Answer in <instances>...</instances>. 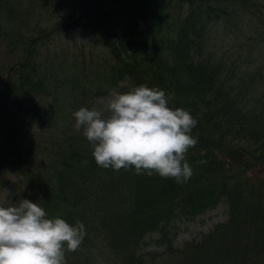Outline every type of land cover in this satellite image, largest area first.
<instances>
[{
  "label": "trees",
  "instance_id": "16d2710c",
  "mask_svg": "<svg viewBox=\"0 0 264 264\" xmlns=\"http://www.w3.org/2000/svg\"><path fill=\"white\" fill-rule=\"evenodd\" d=\"M55 1L61 10L50 14L53 27L72 20L84 0H39L36 9ZM174 1L93 0L85 26L108 50L93 89L78 73L62 76L57 57L50 66L41 60L51 34L31 48L37 34L49 31L42 26L46 16L35 9L26 18L21 0H0L5 20L6 10L16 17L11 24L0 20V34L10 31L23 59L31 49L24 63L13 62L0 111V157L42 194L36 200L48 218L84 224L88 248L66 251V264H150L140 249L154 231L171 256L182 255L178 264H264V0H178L186 10L175 16ZM141 84L164 91L170 108L197 121L191 134L198 143L186 154L193 174L185 183L134 168H102L82 131L71 127L69 101ZM43 96L52 99V123L44 125L51 136L57 133L52 151L34 132ZM49 155L51 173L38 164ZM222 201L225 222L184 249L173 246L170 227L178 215L203 213Z\"/></svg>",
  "mask_w": 264,
  "mask_h": 264
},
{
  "label": "clouds",
  "instance_id": "9594fccd",
  "mask_svg": "<svg viewBox=\"0 0 264 264\" xmlns=\"http://www.w3.org/2000/svg\"><path fill=\"white\" fill-rule=\"evenodd\" d=\"M73 117L74 129L82 130L102 168H134L177 183L193 174L186 154L198 143L191 134L197 121L184 109L170 108L160 89L141 84L114 92L102 108L81 107ZM84 236L82 222L73 226L48 218L40 202L21 199L0 206V264H66L65 252L76 251Z\"/></svg>",
  "mask_w": 264,
  "mask_h": 264
},
{
  "label": "rangeland",
  "instance_id": "374dc122",
  "mask_svg": "<svg viewBox=\"0 0 264 264\" xmlns=\"http://www.w3.org/2000/svg\"><path fill=\"white\" fill-rule=\"evenodd\" d=\"M38 1L39 0H21V11L23 12L24 17L27 18L30 17L31 13L33 14L38 5ZM15 2L17 3V0H15ZM87 3L88 0L81 2V4L77 7L74 17L81 14V10L84 8L82 6H85ZM54 5L55 6H52L50 9L43 7L36 9L38 13H42L43 16H46L42 20V26L45 28H52L56 21L54 16H50L53 9H57V12L61 10V8H59V2L55 1ZM170 10L174 16L182 15L185 12V6L178 0H175ZM93 13L94 12L90 9L86 16ZM86 16L81 19L82 23L78 25H75V23L68 24L62 29L52 32L54 34H52L51 39L42 42L43 46L40 52V58L47 65L55 61L53 58L54 56L57 57V62L61 61V63H58L56 66L62 76L67 72L69 75H73L72 73H78L84 81L88 82L94 89V87H96L94 86L96 84L95 82H97V75L95 74V71L100 69L101 65H105L107 62L108 50L96 39L93 34L88 32L85 23L89 22V19L86 18ZM6 17L9 21L5 20L4 11L0 10V20H2L5 24H11L16 18L15 16H11L7 10ZM14 27L17 31L22 28L18 25V20L16 21ZM12 40L13 36L10 31L9 34L8 32L3 35L0 34V100L8 67L11 62L22 57L24 52L23 46L20 42L15 43L12 47ZM114 92L115 90H111L109 93H102L99 95H94V92H92L90 95L89 110L93 108H102L109 99L110 95ZM50 104L51 98H46L44 103L39 101L42 113L34 131L38 139L50 147V151H52L55 147L54 143H56L53 138L57 137V133L54 132L51 136V132L45 129L46 127L44 126L45 124L48 126V123L52 119L51 114L53 110L48 111ZM68 105L75 112L81 107H86L87 102L82 101L74 103L69 101ZM105 115H107V113H105ZM0 161L6 165L3 169L0 166V206L7 207L17 203L21 199H29L30 201L37 203V197H40L42 194L37 190L31 191L23 175L15 169L10 168L9 165L11 163L9 161L2 157H0ZM47 161H50V158L40 159L39 165H42L45 167L43 169H48L49 173H51V169L46 165ZM227 218V206L224 202L219 203L217 207L202 214L195 216L182 214L174 221L173 226L171 227L170 237H172L173 243L176 247L183 248L189 241L200 240L204 233L211 231L217 223L223 222L227 220ZM158 238L159 233L153 232L145 238V240H148L149 242L142 246L141 251L146 253V258L149 263L178 264L177 258H175L176 256H170L168 253H164L165 242L158 241ZM79 247L81 250L88 248L84 246V241H82ZM195 263L198 264L197 260L193 262V264Z\"/></svg>",
  "mask_w": 264,
  "mask_h": 264
},
{
  "label": "water",
  "instance_id": "95a60500",
  "mask_svg": "<svg viewBox=\"0 0 264 264\" xmlns=\"http://www.w3.org/2000/svg\"><path fill=\"white\" fill-rule=\"evenodd\" d=\"M86 12V9L84 10V12H83V14ZM63 26H65V25H63Z\"/></svg>",
  "mask_w": 264,
  "mask_h": 264
}]
</instances>
